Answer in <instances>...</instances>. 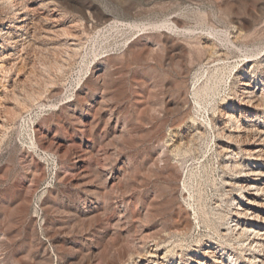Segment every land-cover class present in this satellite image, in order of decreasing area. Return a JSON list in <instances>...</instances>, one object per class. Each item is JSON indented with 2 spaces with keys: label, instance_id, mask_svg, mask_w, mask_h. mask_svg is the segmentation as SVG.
Instances as JSON below:
<instances>
[{
  "label": "rangeland",
  "instance_id": "obj_1",
  "mask_svg": "<svg viewBox=\"0 0 264 264\" xmlns=\"http://www.w3.org/2000/svg\"><path fill=\"white\" fill-rule=\"evenodd\" d=\"M129 6L135 13L126 11ZM170 17H180L187 28L208 36L222 60L206 66L196 56L190 64L185 56L189 72L184 76L176 64L152 72L141 64L126 67L120 57L131 36L113 24L147 26ZM22 25L28 38L11 41L3 36ZM149 28L144 32L157 31ZM101 60H110L115 81L112 86L101 81L92 93V70ZM263 61L264 0H0V264H133L129 258L143 232L149 236L147 247L158 250V256L150 258L152 263L137 259L138 264H264L263 253L248 261L250 253H242L226 236L228 207L238 195L224 183L233 176L221 165L219 139L207 122L206 135L195 136L191 144L176 140L172 175L159 171L151 178L145 171L156 139L134 112L138 107L146 119L149 105L177 101V84L186 83L184 109L164 120L165 141L169 126L188 111L203 123L222 103L238 107L233 84L241 68L252 79L251 91L263 98ZM208 67L213 92L199 99L200 106L194 94L205 78L198 84L197 77ZM81 89L84 104L76 102ZM102 98L108 104L102 114L111 113L118 129L110 134L100 126L95 138L89 135L84 106ZM71 104L77 105L75 112L68 110ZM250 110L252 125L241 132V143L264 150V105ZM79 116L82 125L76 122ZM244 119L240 112V123ZM124 125L128 134L117 146L115 133ZM106 135L114 136L109 139L113 143H101ZM117 147L118 161L113 163L110 155ZM125 163L130 174L125 166L126 175L107 187L95 177V170L101 175L109 168L118 172ZM262 163L264 157L258 169L264 168ZM145 201L153 202L148 223H143ZM154 204L163 205L159 212ZM180 208L190 229L185 237L169 234L173 216H182ZM255 209L264 218V204ZM249 222L264 229V220L254 217ZM208 247L218 252L216 258L202 255ZM160 256L166 257L164 262Z\"/></svg>",
  "mask_w": 264,
  "mask_h": 264
},
{
  "label": "bare ground",
  "instance_id": "obj_2",
  "mask_svg": "<svg viewBox=\"0 0 264 264\" xmlns=\"http://www.w3.org/2000/svg\"><path fill=\"white\" fill-rule=\"evenodd\" d=\"M135 10L136 9H133L130 6L126 9L127 12L132 14L133 12L135 13ZM148 26L150 27L149 29H151L152 31L154 30L157 31L151 33H145L144 30H146ZM112 27L117 28L121 30V32H124L131 36L130 38L127 39L126 49L123 55L120 57L126 67H132L133 65L141 64L142 67H146V69L152 72L155 71L157 67H160L162 69L165 68L169 70L171 66L176 64L177 69L181 71L182 75L184 76L189 72V64L188 62H186L185 59H183V57L185 56H189L191 58L190 64H193V61L195 62L194 57L196 56V62L203 65L206 64V66L215 63L216 61L222 60L221 56L219 55V52L216 50V46L212 44V42L208 39V36H205L203 34H196L197 29L193 30L187 28V23L184 21V19L180 17L166 18L162 22L149 24L147 26L144 25L143 23L137 24V23L128 22L119 25L118 22H115ZM26 29L27 28L25 25L17 26L15 30L9 29L5 31L3 33V36H6L8 39H11V41L14 39L20 40L21 37L23 38L24 35H26L27 36L26 38H28L29 31L27 32ZM16 31L24 32V33L22 36H20L18 35L19 32L17 33ZM174 32L177 37L172 35ZM213 33L211 32L209 34L213 35ZM136 35L137 37H135V39L129 42V40ZM240 35L241 34H237L235 38L238 39ZM176 56H180V59L177 62L174 61ZM255 56L257 55L255 54L254 57ZM109 61L110 60H108V62L101 60L95 64L92 70L93 72L91 79V82L93 84L91 90L92 93H95V89L100 87L98 85L101 83V81L107 80L109 82V85L111 86L114 83L116 73H114V70L111 67ZM212 77L213 76L211 74V68L209 67L200 75V77H197V83L201 79L205 78L201 84L198 83L199 86L196 87L194 94L196 99H198L197 104L200 106H202V104L201 101H199V99H202L204 95L208 98L211 96V92H213V88H211L210 85H208ZM134 80L135 82H137L140 79L135 78ZM141 84L144 86V82ZM163 86L165 87L164 84ZM252 86H253L252 79L250 80L248 78L247 72H245L244 68L239 69L235 76V83L233 84V92H234L233 95H234V99L237 100L238 107L234 105L225 106L222 103L218 107L214 108V114L212 115L209 114L208 116L205 115L206 117H204L203 123H197V120L193 118V116L188 111L189 113L186 112V115L183 118L181 119L179 118L172 125L169 126L168 131L170 137L168 136L169 138H167V140L165 141H163V139H165L166 136L161 139L162 137L161 134L164 131V124H163L164 120H166V117L174 113L176 114L184 109V106L187 102V99L184 94L186 93V83L181 82L177 84L178 87L177 101H173L171 103L160 101L158 103L155 104L153 103L149 105V108L147 107L148 109L146 111L148 112V116L146 115L147 116L146 119H144L141 110L138 107H135L134 109L136 115L135 117L137 121L143 123L145 122L150 127L149 133L153 134L154 138L156 139V143L153 145L152 153L150 154V158L147 162L148 164L147 171H145L147 172V176H151V178L152 175L154 174L156 175V173L157 172L159 173V171L160 172L164 171L166 174H168V176L172 175L171 172H173L172 171L173 166H172L171 153H174L175 150L179 148L175 145L176 140L178 139L181 144L182 143L184 144V142L186 141L190 142L191 144L195 139V136L199 134L206 135L204 134V130L206 129L204 123L207 122L208 126L211 128V131H213L215 137L219 139L217 151L221 158V165L223 167H227L226 169L230 170L231 175L233 176L231 180L225 179L224 183L225 185H227V187H230L231 192L236 193L238 195L237 198H231L232 203L229 204L228 207V212H227L228 217L225 222L226 236L228 235L232 238V242H235V245L240 247L242 253H250L249 254L250 256L246 257L248 261L251 259L257 260L260 257L259 254L262 253L264 254V229L259 228L258 226H256V224L252 225L249 222V220L254 217L256 218V220L258 219L259 222H262V220H264L263 217H260V215L256 213V209H255V207L264 204V201L261 200L262 195H264V168L258 169L259 166L258 161L261 160L262 157H264V154H262L264 150L252 149L249 144L241 143L242 142L241 138L243 136L241 135V132L245 129L247 130L249 126L252 125L251 124L252 119L250 117L253 114L251 113L250 107L253 108V110H256L261 105H264V97L258 98L257 95H255L253 91H251ZM107 90L108 89L106 88V91ZM57 91H55L54 93H57ZM83 91L84 89H81L78 92L76 102H81V103L84 102V101L82 102ZM103 99L105 98H102V100L100 99V101L97 99L88 102L86 101L87 102L85 103L86 106H84L87 109V117L89 118V122L87 123L90 132L89 135L95 136V138H98V136H96L97 135L96 131L98 127L100 128V126H102L101 128H104L106 132H109L110 134L111 131L117 133V129H118V122L113 120V115L111 113L105 114L106 113L105 111L104 113L105 115L102 114V111L106 110L105 108L107 104L105 103V101H103ZM75 109H77L76 104H71L68 106V110L70 111L74 110L75 112ZM205 110L202 114L205 113ZM199 111L202 112L201 109ZM237 111H240L241 115L245 116V119L243 120L244 121L243 124L240 123V121L242 120H239L240 112ZM236 112L239 113V115L236 114ZM163 115L164 118L162 117ZM75 119L77 123L81 124L83 122L82 117L80 116L76 117ZM123 127L124 129H121L122 131L118 133L119 135L115 133L116 136L115 139L118 140V142H116L117 146H120V144L122 143V141H124V139L127 137L128 134V131L125 129V125ZM112 137L114 136L112 135ZM112 137L106 135V137H103V139L101 138V143L103 145H104L103 142H105V144L106 142L113 143L112 140L109 141V139H111ZM248 138H250V136ZM95 140L97 141V139ZM261 141L263 142L262 139ZM232 145L238 147L236 149H232L233 147H235ZM238 154H241L240 159H236ZM110 156L112 157L111 159L113 160L112 161L113 163H116L118 161V156H119L118 147L117 149L113 148L112 155ZM78 161L80 162L81 160L79 159ZM121 166L122 167L118 169V172H115L109 168L104 172L105 174L102 175L99 173V171L97 172L95 170L94 173L95 177L97 176V178H99V180L102 181L101 185L103 187H107L109 183L120 179L122 176L121 174H123L124 176L126 174L127 175L130 174L131 168L129 165L126 166L125 163ZM125 166H126V174L124 173ZM252 176H255V179H252L251 178ZM259 177L262 178L260 179ZM251 193H255V194H251ZM242 199L246 201L247 205H245L244 202H242ZM151 201H145V204L147 206V211L145 212L143 223L150 222L154 216V213L150 211L151 206L153 205V202ZM154 206H156L157 212H159L163 205L154 204ZM121 208L123 207L121 206L118 207L117 209L122 210ZM89 210L87 212H89ZM185 212L186 211L180 208L179 214H182V216L179 215L173 216L172 225L170 226L172 231H169L170 232L169 234L177 237L178 236L185 237L189 234L190 229L188 226V220L187 217L183 216ZM184 215H186V213ZM184 218H186L185 221H183ZM148 237L149 236L144 235L143 232V235L139 240L135 252L129 258L130 261L133 262V264H138L137 259L144 260V257L147 259L148 262L152 263L153 261H151L152 259L150 258L158 256L157 255L158 250H155L154 252L153 249L150 250L147 247ZM158 246L159 244H156L155 242V247L157 248ZM71 250H73V248H71ZM216 254H218V252L212 250L211 247H208L202 253L203 256L210 258H216ZM90 258L91 257L89 255L86 256L87 261H90ZM161 259L163 260L162 262H164L166 257L162 256ZM217 261H215V263L217 264L222 263ZM154 262L155 264H158L157 260ZM159 262L161 263V261ZM261 262L264 263V259H262Z\"/></svg>",
  "mask_w": 264,
  "mask_h": 264
}]
</instances>
